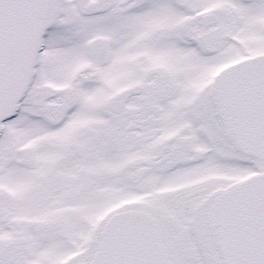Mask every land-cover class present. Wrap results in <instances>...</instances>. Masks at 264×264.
Segmentation results:
<instances>
[{
	"label": "snow or ice",
	"instance_id": "6c2138e0",
	"mask_svg": "<svg viewBox=\"0 0 264 264\" xmlns=\"http://www.w3.org/2000/svg\"><path fill=\"white\" fill-rule=\"evenodd\" d=\"M0 264H264V0H0Z\"/></svg>",
	"mask_w": 264,
	"mask_h": 264
}]
</instances>
